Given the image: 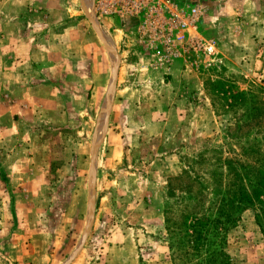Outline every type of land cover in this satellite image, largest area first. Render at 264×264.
Wrapping results in <instances>:
<instances>
[{"label":"rangeland","instance_id":"obj_1","mask_svg":"<svg viewBox=\"0 0 264 264\" xmlns=\"http://www.w3.org/2000/svg\"><path fill=\"white\" fill-rule=\"evenodd\" d=\"M175 1L131 13L128 0H0V264H185L168 196L192 180L174 179L192 171L205 184L192 195L214 196L216 159L264 150V0ZM193 8L195 43L173 49L203 90L181 119L141 64L168 49L153 41L169 26L159 15ZM220 83L243 101L228 106ZM225 248L234 264H264V218L246 211Z\"/></svg>","mask_w":264,"mask_h":264},{"label":"trees","instance_id":"obj_2","mask_svg":"<svg viewBox=\"0 0 264 264\" xmlns=\"http://www.w3.org/2000/svg\"><path fill=\"white\" fill-rule=\"evenodd\" d=\"M220 84L228 106L233 107L243 101V92H227L225 84ZM228 136L240 141L249 140L250 137L238 136L235 133ZM253 153L250 155L249 151H244L238 157L216 159L213 173L221 171L215 179L216 188L212 191L214 196L192 195L195 182L204 180L195 173L191 176L192 171L184 170L181 176L174 179L179 182L187 176L192 180L183 188L184 193L168 196L174 198L176 207L175 219L172 220L170 248L181 263L234 264L225 248L229 231L240 222L248 210L253 211L258 223L264 218V150L260 148ZM243 158L246 160H242ZM249 158L254 162L247 160ZM193 161L201 163L207 159L202 154ZM171 181L170 194L174 195L171 189L173 179ZM202 183L204 184L203 181ZM199 184L201 185V182ZM187 192L191 196H186Z\"/></svg>","mask_w":264,"mask_h":264},{"label":"crops","instance_id":"obj_3","mask_svg":"<svg viewBox=\"0 0 264 264\" xmlns=\"http://www.w3.org/2000/svg\"><path fill=\"white\" fill-rule=\"evenodd\" d=\"M182 59L180 57L170 60L156 59L154 62L141 64L145 66L147 71H157L160 74L161 78L159 80H163L160 85L167 90L166 98L177 104L175 112L178 113L181 119L185 116L187 106H196L197 95L203 90V83L198 73L192 65ZM68 80L69 77H67ZM13 107L15 109L17 106ZM181 113L184 114L183 117H181ZM154 133L157 134L158 132L154 131Z\"/></svg>","mask_w":264,"mask_h":264},{"label":"built area","instance_id":"obj_4","mask_svg":"<svg viewBox=\"0 0 264 264\" xmlns=\"http://www.w3.org/2000/svg\"><path fill=\"white\" fill-rule=\"evenodd\" d=\"M125 1L127 0H114V3L110 5H112V7H118L120 5L125 6L124 5ZM128 1L129 3H133V6L131 9L126 7L127 11L131 13H133L132 10L138 11L139 9H141L140 7H142L143 4H145V0H128ZM153 1H155L159 6L168 5L170 7L171 4L174 6L175 5L177 6L175 0H153ZM100 3L103 4L104 0H99V4ZM165 8H162V9L166 10ZM197 13H198V9L193 8L190 10H178L177 9V11L172 14L170 13V11H165V13H162V15H159L160 23L169 24V26L168 25L162 26V34H154L155 39H153V41L159 40L158 37H163V39L165 40L164 42H166L168 49L164 50V52L162 53L158 51L157 54L159 56H156L157 59L170 60V59H175L177 57H180V58L184 57L181 51L173 49V45L177 43L178 40H184L188 44L195 43V40L193 38L195 36H193L190 31L195 28V21H196L195 16L197 15ZM129 16H133V15H129ZM146 19H147L146 24H148L149 26H152L150 25V23H153V21H155L153 15L146 16ZM185 27H187V29L183 31ZM186 31L189 34H186ZM198 43H201V42L198 41ZM203 43L204 42L198 45L201 47H204L206 51L212 50L213 45L210 44L206 46V44H203Z\"/></svg>","mask_w":264,"mask_h":264},{"label":"water","instance_id":"obj_5","mask_svg":"<svg viewBox=\"0 0 264 264\" xmlns=\"http://www.w3.org/2000/svg\"><path fill=\"white\" fill-rule=\"evenodd\" d=\"M83 3H84V0H83ZM99 36L104 40V37L102 36V34H99ZM109 52H111L110 54H112V51L110 49H109ZM117 78H118V68L116 67L115 76H114L113 81L111 82V85H110V98L111 99L113 98V95H114L115 83H116ZM111 104H112V100H111L110 105L108 106L106 118L104 120V127H106L107 122H108L109 117H110Z\"/></svg>","mask_w":264,"mask_h":264},{"label":"bare ground","instance_id":"obj_6","mask_svg":"<svg viewBox=\"0 0 264 264\" xmlns=\"http://www.w3.org/2000/svg\"><path fill=\"white\" fill-rule=\"evenodd\" d=\"M93 1H94V0H84L85 4H87L86 6H88V7H90V6L93 5ZM86 8H87V7H86ZM90 8H92V7H90ZM106 111H107V110H106Z\"/></svg>","mask_w":264,"mask_h":264}]
</instances>
